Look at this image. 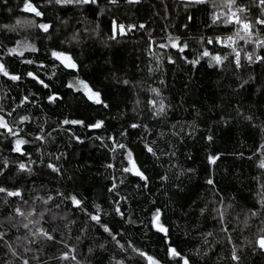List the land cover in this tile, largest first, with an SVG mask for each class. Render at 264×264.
I'll list each match as a JSON object with an SVG mask.
<instances>
[{"label": "trees", "instance_id": "obj_1", "mask_svg": "<svg viewBox=\"0 0 264 264\" xmlns=\"http://www.w3.org/2000/svg\"><path fill=\"white\" fill-rule=\"evenodd\" d=\"M27 2L42 15L26 10V0H0V62L21 77L0 74V116L17 132L0 128V187L20 192L0 193V264H147L134 249L159 264H183L169 255L170 246L189 264H264L257 243L264 235L259 0H236L231 8H245L238 14L252 23L239 36L242 25L223 22L225 13L232 18L226 0ZM213 15L220 20L213 23ZM113 21L124 34L113 32ZM170 36L187 47H171ZM229 36L230 46L216 42ZM22 38L35 51L10 54ZM205 50L211 55L203 57ZM53 51L70 55L77 68L65 67ZM211 56L224 59L216 64ZM79 80L100 93L102 105L88 99ZM96 121L102 127L87 126ZM17 138L28 141L19 153ZM117 144L133 152L147 186L123 172L126 149ZM156 209L167 235L153 226Z\"/></svg>", "mask_w": 264, "mask_h": 264}, {"label": "snow or ice", "instance_id": "obj_2", "mask_svg": "<svg viewBox=\"0 0 264 264\" xmlns=\"http://www.w3.org/2000/svg\"><path fill=\"white\" fill-rule=\"evenodd\" d=\"M96 0H56V3L58 4H72V3H76V4H89V3H95ZM112 3H117L118 0H111ZM129 3H135V2H138V0H128ZM194 2H203V0H194ZM226 3H227V6L229 7V10L231 12V8L233 6H236V0H226ZM259 3L261 6H264V0H259ZM25 9L30 11V12H33L36 16H40L42 15V13L37 9L36 6L32 5L30 2H27L26 0V3H25ZM246 9L243 8V7H236V12H231V19L227 18L228 17V13H225L224 16H225V19H224V23L226 24H237V25H242V29H239L237 32H236V35L239 36L240 35V31L243 30L245 31L246 33H250L251 32V28H252V23L249 22V21H246L245 19H243L238 13H242V12H245ZM218 20H220V17L219 16H216V15H213V23H216ZM256 23L258 24H261V25H264V19H258L255 21ZM17 24H20V21L18 20L17 21ZM40 28H42L45 32L48 31V28H49V25L47 24H40L39 25ZM135 27V25H129L128 26V29L131 30V28ZM139 27L143 28L144 25H140ZM117 28L119 29L120 31V34H124L125 32V26L124 25H117L115 21H113V32L115 33ZM114 38V37H113ZM241 38H244V37H241ZM169 40V44L171 47L173 48H178L179 51H183L185 47H187V45H183L181 46L180 44L177 43V41H179V37H169L168 38ZM232 41V37L229 36L227 37V39L225 41H221L220 38H216V42L218 43H228L229 46H230V43ZM213 41L212 40H209L208 43H212ZM262 45H264V41H261L260 42ZM169 45H161V47H167ZM33 51H35V48L33 47ZM9 53L10 54H14L16 53V49L13 48V49H9ZM22 55V53H21ZM51 55L59 60L62 64H64L65 67L67 68H71V69H75L77 68V64L75 63V61L73 60V58L68 55L67 53H64V52H57V51H53L51 53ZM211 54L205 50L203 53H202V56L203 57H208L210 56ZM211 59L213 61H215L216 64H220L222 62V60L224 59L223 57H220V56H211ZM249 59H251V57H249ZM239 61V55L237 54V63ZM199 61L198 60H193L191 61V63L193 64H196L198 63ZM27 63H33L32 61H27ZM0 74H3L4 76H9L10 79L12 80H19L21 79L20 76L18 75H14V74H10L7 70V68L5 67V64L0 62ZM28 76L30 77H33L34 79H37V81L43 85L45 88L48 87L47 84L44 83L43 80H40L38 77L35 76L34 73L32 72H28L27 73ZM78 85L80 87V89H82L84 92H85V95H87L88 99L89 100H92L94 103L98 104V105H102L103 104V101L100 99V93L99 92H94L92 91L91 88H89V86L87 85V83H85L83 80H79L78 82ZM125 83H127V81H125ZM72 85H69V87H71ZM153 91H158L156 89H153ZM49 101H55L56 99V96L55 95H52V96H49L48 97ZM28 100V97L25 96L22 98L21 100V103H24L25 101ZM105 107L107 105H104ZM164 111V105L163 103L160 104L159 106V109H158V112L157 114H160ZM8 115H11V113H9ZM23 120H27V117H23L22 118ZM64 124H83L84 122L83 121H79V120H65L63 122ZM103 125V121H96V123L92 124V125H87L88 127H92V128H100L102 127ZM132 128H136L137 125L136 124H132L131 125ZM0 128L2 129H5L7 130V132L12 135V136H17V132L14 131L12 128L9 127L8 125V122L5 120V118L3 116H0ZM38 139H42L43 137H37ZM211 139V138H209ZM15 146H14V149L13 151L15 152H22V146L25 145L26 143H28V141L22 139V138H17L15 140ZM145 147L147 148V151L149 153H152L153 155H155V153L153 152V149L147 145H145ZM116 148H119V149H126V145L124 144H117ZM116 148H113L112 151H116ZM26 154V153H25ZM125 159L127 160L128 162V166L127 167H123V172L124 173H129L133 176H136L138 177L140 180L144 181L145 182V186H147V182H148V177L145 176L144 172L141 170L140 166L138 165V162H137V159L134 158V155H133V152L131 150H127L125 151ZM217 157H209V161L210 163H215ZM261 167H264V161L261 162ZM20 169H24L25 168V165L24 164H20L19 165ZM50 168L53 169V171H58V169H56L53 165H49ZM109 167H111V165H109ZM123 182V181H121ZM209 184H212L213 181L210 179L208 181ZM117 185L114 183L112 185V189H116ZM0 193H6L7 196H19L20 195V192L19 191H8L2 187H0ZM71 201L73 204L75 205H81V201L79 199L76 198V196H72L71 198ZM261 204L262 206H264V200L261 201ZM97 210L99 211V206L97 205ZM115 211L117 212V214H120V215H123V213H121L120 211V208L117 207L115 209ZM17 212H19V209H17ZM21 215H23V213H20ZM253 215H256V213H253ZM160 216H161V212H160V209H156L155 212H153L152 214V223H153V226L159 231V232H163L165 233V235H167L168 233V229L160 222ZM222 216V214H221ZM90 219L93 220V221H96L97 223L100 222V216L97 214V215H91L90 214ZM102 227H104V230L106 232H109L110 229L106 226V225H101ZM25 227H27V225H25ZM45 236L48 237V239H52L51 236H48V234L45 232L43 233ZM2 235V234H0ZM113 239H115V237H113ZM259 247L261 249H264V235H262L259 240L257 241ZM140 256H142L147 264H159V261H157L153 256L151 255H148L147 253L139 250V249H134ZM169 251V255H171L172 257H181L182 261H183V264H189V261L187 259H185L180 252H178L176 250V248L174 247H169L168 249ZM64 259H67L68 256L67 254H65V256L63 257ZM72 259H75V257L73 256ZM232 259L234 260H237L238 257L236 256L235 254V251H233V255H232ZM25 264H27V262H25Z\"/></svg>", "mask_w": 264, "mask_h": 264}, {"label": "rangeland", "instance_id": "obj_3", "mask_svg": "<svg viewBox=\"0 0 264 264\" xmlns=\"http://www.w3.org/2000/svg\"><path fill=\"white\" fill-rule=\"evenodd\" d=\"M33 47L36 48L34 42L30 41L27 38H22L15 46L10 49L15 48L17 54H23L26 51L33 50ZM212 63H215V61L212 60Z\"/></svg>", "mask_w": 264, "mask_h": 264}, {"label": "clouds", "instance_id": "obj_4", "mask_svg": "<svg viewBox=\"0 0 264 264\" xmlns=\"http://www.w3.org/2000/svg\"><path fill=\"white\" fill-rule=\"evenodd\" d=\"M6 27V26H5Z\"/></svg>", "mask_w": 264, "mask_h": 264}]
</instances>
